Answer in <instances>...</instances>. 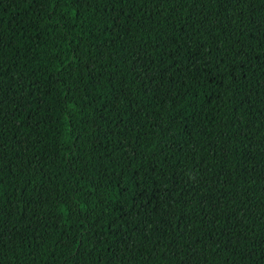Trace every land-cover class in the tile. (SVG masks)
I'll use <instances>...</instances> for the list:
<instances>
[{
  "label": "trees",
  "instance_id": "1",
  "mask_svg": "<svg viewBox=\"0 0 264 264\" xmlns=\"http://www.w3.org/2000/svg\"><path fill=\"white\" fill-rule=\"evenodd\" d=\"M53 2L0 0V264H264V0Z\"/></svg>",
  "mask_w": 264,
  "mask_h": 264
},
{
  "label": "snow or ice",
  "instance_id": "2",
  "mask_svg": "<svg viewBox=\"0 0 264 264\" xmlns=\"http://www.w3.org/2000/svg\"><path fill=\"white\" fill-rule=\"evenodd\" d=\"M72 2L75 4V3H79V2H81V0H72ZM59 6V4H58V0H54V2H53V8H56V7H58ZM55 13H53V15H54ZM73 22H74V20H75V16H76V13L75 12H73Z\"/></svg>",
  "mask_w": 264,
  "mask_h": 264
}]
</instances>
